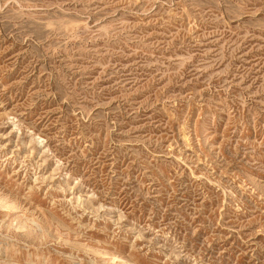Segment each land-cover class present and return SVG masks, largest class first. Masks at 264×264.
Segmentation results:
<instances>
[{"label": "rangeland", "instance_id": "1", "mask_svg": "<svg viewBox=\"0 0 264 264\" xmlns=\"http://www.w3.org/2000/svg\"><path fill=\"white\" fill-rule=\"evenodd\" d=\"M127 263L264 264V0H0V264Z\"/></svg>", "mask_w": 264, "mask_h": 264}, {"label": "bare ground", "instance_id": "2", "mask_svg": "<svg viewBox=\"0 0 264 264\" xmlns=\"http://www.w3.org/2000/svg\"><path fill=\"white\" fill-rule=\"evenodd\" d=\"M126 263V262H125ZM128 264V263H127ZM130 264H133V263H130Z\"/></svg>", "mask_w": 264, "mask_h": 264}]
</instances>
